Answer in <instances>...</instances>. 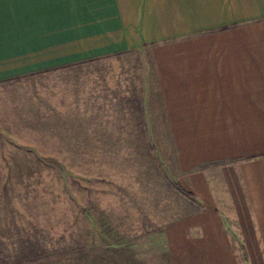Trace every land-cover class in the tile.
<instances>
[{
  "label": "rangeland",
  "instance_id": "374dc122",
  "mask_svg": "<svg viewBox=\"0 0 264 264\" xmlns=\"http://www.w3.org/2000/svg\"><path fill=\"white\" fill-rule=\"evenodd\" d=\"M87 68L0 81V264H246L255 243L203 231L229 179L179 190L151 48Z\"/></svg>",
  "mask_w": 264,
  "mask_h": 264
},
{
  "label": "crops",
  "instance_id": "0c3cea01",
  "mask_svg": "<svg viewBox=\"0 0 264 264\" xmlns=\"http://www.w3.org/2000/svg\"><path fill=\"white\" fill-rule=\"evenodd\" d=\"M0 15L2 82L52 70L72 77L151 48L179 190L191 197L197 181L214 195L225 185L219 177L229 179V201L208 200L219 228L203 231L213 241L255 243L246 264H264V0H3Z\"/></svg>",
  "mask_w": 264,
  "mask_h": 264
},
{
  "label": "snow or ice",
  "instance_id": "6c2138e0",
  "mask_svg": "<svg viewBox=\"0 0 264 264\" xmlns=\"http://www.w3.org/2000/svg\"><path fill=\"white\" fill-rule=\"evenodd\" d=\"M19 3H26V4H42V3H51L52 0H17ZM3 0H0V6H2ZM3 30V18L0 15V33Z\"/></svg>",
  "mask_w": 264,
  "mask_h": 264
},
{
  "label": "trees",
  "instance_id": "16d2710c",
  "mask_svg": "<svg viewBox=\"0 0 264 264\" xmlns=\"http://www.w3.org/2000/svg\"><path fill=\"white\" fill-rule=\"evenodd\" d=\"M180 190L183 191L181 188H180ZM186 194L190 195V193H186Z\"/></svg>",
  "mask_w": 264,
  "mask_h": 264
}]
</instances>
